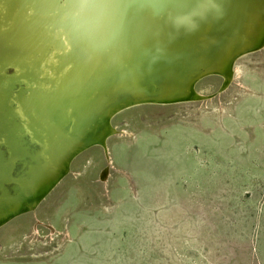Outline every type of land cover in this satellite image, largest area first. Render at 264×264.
<instances>
[{
    "label": "rangeland",
    "instance_id": "obj_1",
    "mask_svg": "<svg viewBox=\"0 0 264 264\" xmlns=\"http://www.w3.org/2000/svg\"><path fill=\"white\" fill-rule=\"evenodd\" d=\"M20 32L30 38L21 24L0 47ZM10 59L1 72L12 77ZM233 68L224 88L199 79L198 99L111 116L108 154H80L34 211L0 227V264H264V47ZM25 86L11 87L10 105ZM29 157L0 188L13 192Z\"/></svg>",
    "mask_w": 264,
    "mask_h": 264
},
{
    "label": "bare ground",
    "instance_id": "obj_2",
    "mask_svg": "<svg viewBox=\"0 0 264 264\" xmlns=\"http://www.w3.org/2000/svg\"><path fill=\"white\" fill-rule=\"evenodd\" d=\"M145 1L126 0L119 41L95 53L61 24L56 0H0V42L21 24L30 33L26 39L20 32L23 38L16 39V45L0 47V143L10 150L7 159L0 152V187L3 180H12L7 172L12 165L30 155L12 175L13 192L0 188V227L34 211L88 146L101 143L108 154L107 140L115 131L110 118L124 107L198 99L194 84L205 75L219 76L224 88L233 77L236 60L264 47V0H221L218 18L191 34L176 31L169 17L176 14V5H188L184 11H191L200 0H159L161 7H156L149 29L168 48L150 50L152 45L140 29ZM130 23L137 24L132 39ZM137 39L144 41L138 51ZM7 58L17 64L12 77L1 72ZM142 61H148L147 75ZM20 81L26 86L22 93H13L17 104L13 107L11 87ZM24 128L39 146L24 142Z\"/></svg>",
    "mask_w": 264,
    "mask_h": 264
},
{
    "label": "clouds",
    "instance_id": "obj_3",
    "mask_svg": "<svg viewBox=\"0 0 264 264\" xmlns=\"http://www.w3.org/2000/svg\"><path fill=\"white\" fill-rule=\"evenodd\" d=\"M156 7H161L157 5ZM177 12L169 17L174 29L191 34L211 18L222 12L221 0H200L193 10L178 4ZM126 0H60L59 20L84 44L97 51L107 50L119 41L123 30Z\"/></svg>",
    "mask_w": 264,
    "mask_h": 264
},
{
    "label": "water",
    "instance_id": "obj_4",
    "mask_svg": "<svg viewBox=\"0 0 264 264\" xmlns=\"http://www.w3.org/2000/svg\"><path fill=\"white\" fill-rule=\"evenodd\" d=\"M159 2H160L159 0H148V1H145L146 5H147L145 22L142 23L141 28H140V29H143L142 35L144 36V39L146 38L148 40L149 46H150V44L152 45V47H151L152 49H150V50H154V51H156V50H159L160 51V49H165V48L167 49L168 48V47H166V43L164 41H162V40H159L160 42L157 41V38H155V36H153L152 34H150V29H149V25L151 24L152 19L154 18V15H155L156 6L158 5ZM136 25H137L136 23H135V25H134V23H130V32H129V34L131 35V39H132V37H134V29L136 28ZM72 40H73V36H72V34L70 32V34L68 35V41H69L70 44H72ZM134 41L137 44V45L134 44V45H136L137 51L140 50V48H141L142 45L139 44V43L144 42V41L143 40H139L138 41V39L137 40H134ZM156 43H158L157 44L158 47H157ZM187 46H186L185 51H186V54L188 55V53L190 52V49L191 48L189 47L190 45L188 47ZM156 48H158V49H156ZM123 53L125 54L126 53V50H124ZM169 53L170 52L165 53L164 57L165 56L167 57L169 55ZM147 62L148 61H145V62L142 61V62H140V64H142L143 66L146 65V67H145V69H146V71H145L146 75L148 73V64H146ZM127 102L128 101H126L125 103H127ZM118 105H121V104H118ZM128 107L127 106L124 107L123 108V111L124 110H127ZM95 146H98V147L103 148V146H102L101 143L100 144H96V145L94 144V145L88 146L87 148H89V147L91 148V147H95Z\"/></svg>",
    "mask_w": 264,
    "mask_h": 264
}]
</instances>
